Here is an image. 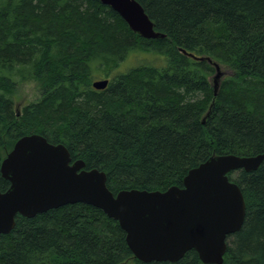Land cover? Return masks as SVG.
<instances>
[{"label":"trees","instance_id":"16d2710c","mask_svg":"<svg viewBox=\"0 0 264 264\" xmlns=\"http://www.w3.org/2000/svg\"><path fill=\"white\" fill-rule=\"evenodd\" d=\"M138 1L163 37L132 32L99 0H0L2 157L39 133L103 170L115 194L181 186L212 155L264 152V0ZM180 48L219 65L215 94L214 65ZM135 49L152 57L110 74ZM99 78L109 79L102 89L91 86ZM22 80L41 82L42 92L16 114L11 89ZM227 175L245 215L222 264H264V160ZM8 185L0 176V190ZM0 264L205 263L193 249L174 262L138 260L116 220L75 202L17 214L0 233Z\"/></svg>","mask_w":264,"mask_h":264},{"label":"water","instance_id":"95a60500","mask_svg":"<svg viewBox=\"0 0 264 264\" xmlns=\"http://www.w3.org/2000/svg\"><path fill=\"white\" fill-rule=\"evenodd\" d=\"M99 1L117 12L139 36H164L154 29V22L138 0ZM180 50L214 65L215 94L222 76L219 65L210 57ZM107 84V78L91 82L96 89ZM263 160L264 152L212 155L188 169L181 186L171 185L163 191L121 189L113 194L103 170L86 169L80 158L72 160L62 143H51L39 133L24 134L3 158L0 156V176L9 182L4 191L0 190V233L14 227L17 214L33 217L51 208L82 202L118 222L138 260L174 262L193 249L202 263L222 264L227 237L240 229L245 215L241 189L227 174L256 169Z\"/></svg>","mask_w":264,"mask_h":264},{"label":"rangeland","instance_id":"374dc122","mask_svg":"<svg viewBox=\"0 0 264 264\" xmlns=\"http://www.w3.org/2000/svg\"><path fill=\"white\" fill-rule=\"evenodd\" d=\"M152 57V52L141 51L135 49L127 54L117 66H110L112 68L109 72L110 74H118L119 71H124L127 68L137 65L139 62H142L144 59H149ZM148 61V60H147ZM150 61V60H149ZM41 82L37 80H22L13 86L11 89V96L13 99V106L16 110V104L18 113H22L27 105L32 102L37 101L41 96ZM34 109V108H33ZM33 109H30L31 112H34ZM235 173V172H233Z\"/></svg>","mask_w":264,"mask_h":264}]
</instances>
